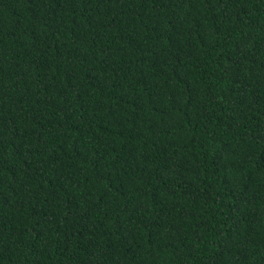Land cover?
Here are the masks:
<instances>
[{
  "label": "trees",
  "instance_id": "trees-1",
  "mask_svg": "<svg viewBox=\"0 0 264 264\" xmlns=\"http://www.w3.org/2000/svg\"><path fill=\"white\" fill-rule=\"evenodd\" d=\"M0 264H264V0H0Z\"/></svg>",
  "mask_w": 264,
  "mask_h": 264
}]
</instances>
